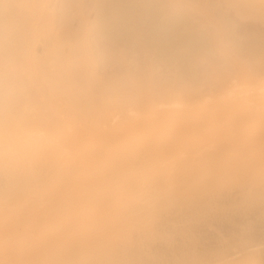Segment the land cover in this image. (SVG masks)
<instances>
[{
	"label": "rangeland",
	"instance_id": "1",
	"mask_svg": "<svg viewBox=\"0 0 264 264\" xmlns=\"http://www.w3.org/2000/svg\"><path fill=\"white\" fill-rule=\"evenodd\" d=\"M73 2L45 0L32 60L64 31L77 39L95 25V0L80 11ZM148 8L176 23L166 54L139 33L111 45L88 31L99 75L127 72L153 90L117 105L113 122H129L131 144L115 170L148 174L154 194L144 188L130 200L138 217L96 228L31 218L35 204L79 202L61 137L41 126L14 138L17 152L0 141V264H264V0H151ZM27 88L36 100L27 93L21 106L36 112L50 92L37 80Z\"/></svg>",
	"mask_w": 264,
	"mask_h": 264
},
{
	"label": "bare ground",
	"instance_id": "2",
	"mask_svg": "<svg viewBox=\"0 0 264 264\" xmlns=\"http://www.w3.org/2000/svg\"><path fill=\"white\" fill-rule=\"evenodd\" d=\"M82 1L74 0L70 4L73 11H80ZM150 1L95 0L96 23L90 27L93 36L114 45L125 41L132 32L139 33L143 40L155 38L160 53L166 54V46L179 37L176 23L159 20L158 13L148 8ZM44 4L45 0H0V141L9 146L12 142L14 148L18 134L41 126L58 133L67 160L68 180L70 183L77 180L73 183L78 184L74 187L78 189L79 202L35 204L31 218H80L95 228L104 226L107 219L116 222L136 218L139 213L131 207L130 200L149 186V182L150 185L154 182L142 172L115 170L116 156L126 154L131 144L129 122L113 121L118 116L117 105L139 101L153 90L148 91L144 80L133 79L127 72L121 80L114 73L99 75L91 51L94 42L91 30L84 26H79L77 39L68 35L71 31H64L54 39L45 58L32 60V44L40 32L39 27L44 30L47 27ZM64 45L67 46L65 52L61 51ZM27 60H32V64ZM23 74L27 75V82L22 80ZM36 80L50 96L43 107L30 113L21 105L30 99L29 81ZM59 94L65 103L62 108L57 104ZM34 97L32 101L36 100ZM27 143L22 142V146ZM36 145H31V149ZM24 150L28 151L19 149ZM153 186L150 187L154 190ZM67 197H72L71 193ZM110 197L111 200H107ZM222 261L228 264L226 259Z\"/></svg>",
	"mask_w": 264,
	"mask_h": 264
}]
</instances>
